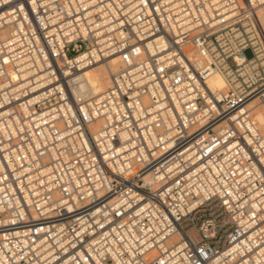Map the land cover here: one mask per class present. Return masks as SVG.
Listing matches in <instances>:
<instances>
[{
    "label": "built area",
    "instance_id": "2783aa9c",
    "mask_svg": "<svg viewBox=\"0 0 264 264\" xmlns=\"http://www.w3.org/2000/svg\"><path fill=\"white\" fill-rule=\"evenodd\" d=\"M263 8L0 0V264H264Z\"/></svg>",
    "mask_w": 264,
    "mask_h": 264
},
{
    "label": "bare ground",
    "instance_id": "6f19581e",
    "mask_svg": "<svg viewBox=\"0 0 264 264\" xmlns=\"http://www.w3.org/2000/svg\"><path fill=\"white\" fill-rule=\"evenodd\" d=\"M260 19L264 26V8L260 11ZM117 66V58H112L106 63L98 64L97 66L90 68L86 72L85 84L96 93L104 91L110 83V74L117 69ZM209 85L213 89H223L225 87V80L221 75L217 74L210 79ZM255 115L260 121L261 129L264 133V106L257 107L255 109Z\"/></svg>",
    "mask_w": 264,
    "mask_h": 264
},
{
    "label": "rangeland",
    "instance_id": "374dc122",
    "mask_svg": "<svg viewBox=\"0 0 264 264\" xmlns=\"http://www.w3.org/2000/svg\"><path fill=\"white\" fill-rule=\"evenodd\" d=\"M246 55H247V57H249V58L252 57L251 52H247Z\"/></svg>",
    "mask_w": 264,
    "mask_h": 264
}]
</instances>
